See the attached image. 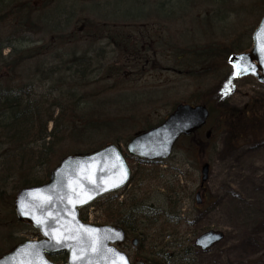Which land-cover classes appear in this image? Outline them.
<instances>
[{
    "label": "rangeland",
    "instance_id": "1",
    "mask_svg": "<svg viewBox=\"0 0 264 264\" xmlns=\"http://www.w3.org/2000/svg\"><path fill=\"white\" fill-rule=\"evenodd\" d=\"M3 2L5 5L10 2L23 4L31 9L32 19L50 17L58 30L56 36L67 41L72 37L69 33L75 30L77 57L88 51L86 57L91 59L90 62L98 63L92 67L93 72L87 81L90 92L87 100L92 104L80 112L90 111L94 105L100 107L101 118L116 117L123 122L122 128L114 131L103 125L85 146L92 143L95 146L119 145L132 173L130 185L113 194L108 206L107 202L98 201L83 209L81 217L91 225L119 226L125 223L130 227L127 243L119 250L126 253L131 262L264 264V242L256 241L258 237L264 241V230L259 226L264 215L262 144L249 146L247 154L234 150L227 141L226 130L216 133L214 122L209 120L197 137L179 140L170 158L161 163L140 162L127 153L125 146L135 132L142 131L146 125H157L175 105L213 99L216 87L232 76L224 52L240 45H251V33L264 13L263 0ZM11 22L0 24L1 38L12 37ZM98 25H110L118 35L110 36L107 30L102 32L107 36L101 34L95 29ZM14 38L6 42L13 44L14 49H36L47 41L44 32H23L20 38ZM88 38L91 39L86 41ZM116 43L120 50L114 53ZM59 44L64 46L65 52L72 50L71 45ZM123 45L127 48H122ZM211 47L218 50L210 55ZM65 52L57 48L48 56L47 67L58 66V62L67 60ZM8 53L9 50L5 49L2 55L7 57ZM138 57L141 61L135 63V60L139 61ZM79 59L82 60L81 55ZM203 59L205 64L201 63ZM111 65L119 69L109 80L100 69ZM23 68L19 70L23 71ZM35 68L32 65L31 70L24 69V76L31 75ZM4 76L8 79V75ZM21 76L19 71L15 73V84L20 82L17 77ZM26 84L31 86L30 90L34 87L37 95L48 94L52 85L37 82L36 78ZM257 102L264 105V85L246 77L234 82L233 90L223 103L213 106L212 101L208 106H213L215 117L219 116L224 124L225 113L235 115ZM207 131L211 132L209 139L205 138ZM119 134L121 138L117 136ZM82 146L74 142L62 146L53 165L64 156L63 153L74 152L71 150ZM203 163L210 165V173L202 191L203 203L199 206L195 203V195L199 190ZM13 186L11 181L4 185L0 183L2 253L30 240L36 233L32 227L12 218L13 199L18 190L12 189ZM209 231L223 233L224 241L221 247L210 253L198 254L193 250V242ZM133 238L139 241L136 248L130 244ZM218 256L220 260L216 261Z\"/></svg>",
    "mask_w": 264,
    "mask_h": 264
},
{
    "label": "trees",
    "instance_id": "2",
    "mask_svg": "<svg viewBox=\"0 0 264 264\" xmlns=\"http://www.w3.org/2000/svg\"><path fill=\"white\" fill-rule=\"evenodd\" d=\"M261 7L264 11V4ZM0 13H4L3 15L0 14V24H4L5 21H12V24H10V36L12 37H0V183L4 185L11 181L15 185L12 189H20L27 186L41 185L47 181L49 173L54 167L53 159L62 146L73 142L84 145L71 150L74 152L63 153V155L91 154L104 146V144L95 146L94 143L85 146L89 144L92 135L102 130L103 125L107 126L110 131L122 128L123 122L116 117L101 118L100 107L94 105L90 111L80 112L81 109L92 104L87 100L90 99L87 81L90 79V73L93 72L92 67L98 63L90 62L91 59L86 57L88 51L80 54L82 60L79 59L80 55L77 57V40L74 39L75 30L69 33L72 39L67 36L69 41L62 36H56L58 30H56L50 17L48 19H32L31 9L23 7V4L13 5L10 2L5 5L3 0H0ZM51 13L54 14L56 11H51ZM11 16L12 19H7ZM35 20L37 23H35ZM95 29L101 34H105L102 32L107 30L110 36L118 35H115L110 25L107 27L98 25L95 26ZM23 32H27V34L44 32L47 41L44 40L42 45L31 50L25 48L14 49L13 44L6 43L15 39L14 37L20 38V34ZM90 39L88 38L86 41ZM60 42L71 45L72 50L65 52V48L59 44ZM57 48L64 50V54L68 59L58 62L56 64L58 66L49 65L47 67L46 60L49 61L50 55ZM122 48L126 49L127 47L123 45ZM247 48L240 45L234 50L230 49V52H224L225 62L227 57L234 53L233 51L241 52ZM5 49L9 50L7 57L2 55ZM117 50H120V47L116 43L113 52L117 53ZM216 50H218L217 47H211L208 53L211 55ZM138 58L139 61L135 60V63L141 61V58ZM201 63L205 64L204 59ZM32 65L36 66L35 70L32 71L31 75L28 74L27 76L26 74L24 76L25 70L27 68L31 70ZM21 67H24L23 71L19 70ZM118 69L119 67L111 65L110 67H103L100 72H103L109 80H112ZM17 71L22 76L17 77L20 82L15 84L14 79ZM4 74L8 75V79ZM34 78L37 82L51 83L50 92L46 95H37L34 87L30 90L31 86L27 85L26 82ZM233 84L232 76L227 77L216 87L215 95L212 96L213 99L195 101V103L205 105L208 108L209 120L214 122L216 133L223 129L226 130L227 141L235 148L234 150H241L247 154L249 146L255 147L259 144L264 146V105L257 102L249 109L239 111L235 115L225 113L226 118L224 124H222L220 117H215L216 112L213 110V106L223 103L227 99L229 93L233 90ZM212 101L214 105L209 107L208 103ZM49 125H52L50 130ZM150 127L151 125H146L142 131ZM136 133L138 132L134 134ZM197 135L196 133L185 140H192ZM117 136L120 137L121 135ZM40 170L44 171V174ZM109 200V198H104L101 202H107L108 206ZM249 206L250 204H247V207ZM12 218L15 219L14 216ZM259 226L264 230V215L259 222ZM256 241L258 243L264 242L260 237ZM221 245L216 248L221 247ZM13 247L6 250V252ZM3 254L0 252V256ZM52 259L55 262H63L65 255L53 256ZM217 260H220V256L216 258ZM142 263L160 264L154 260Z\"/></svg>",
    "mask_w": 264,
    "mask_h": 264
},
{
    "label": "water",
    "instance_id": "3",
    "mask_svg": "<svg viewBox=\"0 0 264 264\" xmlns=\"http://www.w3.org/2000/svg\"><path fill=\"white\" fill-rule=\"evenodd\" d=\"M251 41L249 50L231 55L227 63L233 69L235 80L252 76L264 85V15ZM233 64L247 71L237 75ZM207 118L208 112L203 106L179 105L160 125L134 137L127 144V151L147 161L165 160L178 139L201 129ZM130 175L115 145L90 155L62 158L47 183L23 188L14 198L16 218L31 224L43 239L18 245L0 257V264H57L47 256L58 253L67 255L66 264H130L127 256L115 248L125 240L121 229L86 225L79 219L80 209L122 189ZM208 177L209 165L205 164L201 169V187ZM197 203H200L198 197ZM222 239L221 233L208 232L195 241V246L206 251Z\"/></svg>",
    "mask_w": 264,
    "mask_h": 264
},
{
    "label": "snow or ice",
    "instance_id": "4",
    "mask_svg": "<svg viewBox=\"0 0 264 264\" xmlns=\"http://www.w3.org/2000/svg\"><path fill=\"white\" fill-rule=\"evenodd\" d=\"M233 68L236 70L237 75L242 74V73H244L245 71H247V69H245V68H241V67H239V66L236 65V64H233Z\"/></svg>",
    "mask_w": 264,
    "mask_h": 264
}]
</instances>
